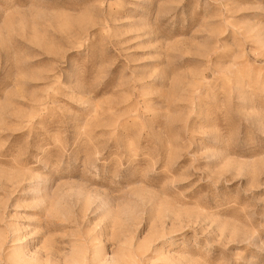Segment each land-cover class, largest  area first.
I'll return each instance as SVG.
<instances>
[{"label":"rangeland","instance_id":"1","mask_svg":"<svg viewBox=\"0 0 264 264\" xmlns=\"http://www.w3.org/2000/svg\"><path fill=\"white\" fill-rule=\"evenodd\" d=\"M0 264H264V0H0Z\"/></svg>","mask_w":264,"mask_h":264}]
</instances>
